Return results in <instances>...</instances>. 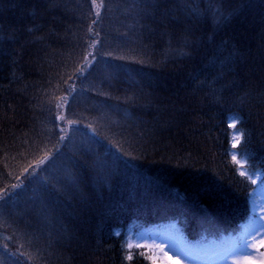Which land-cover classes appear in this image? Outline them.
<instances>
[{
  "label": "trees",
  "instance_id": "obj_1",
  "mask_svg": "<svg viewBox=\"0 0 264 264\" xmlns=\"http://www.w3.org/2000/svg\"><path fill=\"white\" fill-rule=\"evenodd\" d=\"M194 1L193 7L208 14ZM106 2L99 17L94 12L97 30L91 24L94 32L89 34L79 18L82 11L86 17L91 15L85 0H0V187L15 182L8 172L18 175L38 144L44 148L41 140L53 128L54 97L65 94L60 77L67 79L73 69L83 67L85 51H93L91 40H98L96 66L103 57L111 62L102 53L114 54L135 33L137 41L147 40L145 45L136 42L144 55L158 52L167 59L168 52L171 57L160 69L138 56L131 58L133 53H118L127 57L125 64L133 73L141 62L140 68L149 77L143 85L138 72L134 81L128 67L132 82L118 83L112 69L94 70L90 78L76 82L71 106L64 110L69 119L85 117L83 102L88 93L92 96L88 99L104 101L126 97L121 109L128 112L129 124L96 123L94 127L101 136H112V142L130 155H121L107 184H94L88 168H81L80 192L63 201L51 222L42 212L35 221H23L31 212L27 197L34 186L25 180L28 193L9 206L7 225L0 224V251L6 252L3 245L7 243L17 263L146 264L137 255L127 260L118 252L115 229L131 222L149 225L174 220L191 232L210 222H235L245 210V190L226 156L225 119L229 114L237 116L244 129L241 150L248 162L264 169V0H219L223 18L215 21L214 28L206 22V15L183 10L187 4L182 0H149L143 13L128 11L132 0ZM125 24L127 30L120 32ZM176 34L181 41L178 49L185 37L191 42L185 48L190 56L178 52L176 58L170 52L167 37L174 40ZM213 55L216 66L205 68ZM221 60L226 61L222 68ZM221 71L223 77L216 81L214 93L197 86L205 73L211 79ZM90 84L97 86L94 91ZM81 88L89 90L81 92ZM132 105L137 116L131 112ZM86 106L91 110L95 104ZM69 141L62 151L71 154V145L76 144ZM53 143L55 137L47 142V149ZM108 148L96 152L103 155ZM145 179L153 189L146 188ZM14 211L24 217H13Z\"/></svg>",
  "mask_w": 264,
  "mask_h": 264
},
{
  "label": "snow or ice",
  "instance_id": "obj_2",
  "mask_svg": "<svg viewBox=\"0 0 264 264\" xmlns=\"http://www.w3.org/2000/svg\"><path fill=\"white\" fill-rule=\"evenodd\" d=\"M215 0H210L209 8L211 10L212 16L215 20L223 18L222 5L213 4ZM93 8H96V0H92ZM149 6V0H132V3L127 4L128 10H136L138 13L146 12L147 7ZM188 9L189 14H194L197 16L204 15V10L199 9L198 6L193 7L192 5H185ZM97 17H99V11L96 12ZM96 21H93L95 24ZM89 32H92V28L89 27ZM96 37H99V32L93 33ZM98 43V40L93 39L89 44V47L93 49L92 52L87 50L84 53V57L81 60L83 67L77 66L72 70V73L68 75L67 79H64L63 76L60 77L62 85H66L63 89L64 95L54 97L55 100V115L53 119V128L49 130V137L41 140L45 146L41 148L39 144L36 147V151L31 153V159L27 160L25 166L19 169V174H15L11 171L8 172V177L14 179L15 182L4 183L0 187V224L7 225L8 218L11 213L9 211V206L15 204L19 198L25 196L28 193V184H33L31 188V194L27 199L32 203H37L40 206L41 212L45 214V219L51 220L56 219V214L61 211L60 205L65 200H70L73 196L80 192V185L82 183V178L80 175L81 168H88L91 173V179L94 184L103 185L109 183L111 177L116 171V162L119 160V153L125 157L130 155L129 152L124 151L122 146L114 144L112 141H107L109 148L105 151L103 155L98 154L92 149L91 144L95 143L100 144V140H107L106 137L101 136V132L94 128L91 123H87L84 126L91 130L92 136L89 137V145L86 148H73L71 154L65 153L62 151V148L66 146L67 142L71 140V132L67 130L65 126H70L72 131H80L81 124L84 118L69 119L62 111L65 105L71 106L70 98H74V94L77 90V81H83L88 79V76L91 75V68L93 61H97V53L95 47ZM191 46V42L185 37L183 39L182 46L175 50L178 51L182 56H190L191 53L185 52V48ZM104 56L113 57L112 52L105 51L102 53ZM91 57V59H89ZM113 59L116 60H125L127 57L125 55L114 56ZM226 61H219V66L222 68L225 65ZM217 64L216 55L210 56L205 68H213ZM118 65H112V71L119 70ZM199 74V73H197ZM223 77V72H217L215 75H212L211 79H208V74L205 73V78L203 80L197 81V86L199 87H208L213 93L215 92L216 81ZM195 80V76H193ZM71 81V83H70ZM59 87V85H58ZM96 85L90 84L89 88L91 90L96 89ZM89 88H81V92H86ZM222 91V89H221ZM221 97L217 96L216 99L219 100ZM52 101H49L51 104ZM53 109L50 107L49 112L51 113ZM60 123H56V122ZM235 123V121L233 122ZM58 129V133L57 130ZM240 133H237L235 136V142L233 147L236 146V143L239 142ZM51 137H55V143L52 144V148L47 149V142H51ZM114 149V151H112ZM91 156L92 159L89 160L87 157ZM27 159V155L25 156ZM233 160L239 164L240 161L236 160L235 155H233ZM7 167V165H5ZM242 177H246L253 184L256 183V180L253 178V175L245 171H240ZM24 177V179H21ZM25 180L28 181V184H25ZM261 211H264L262 209ZM243 236H247V239H244ZM259 237H264V226L261 227L260 232L256 236H248L246 233L242 234L241 237L236 238L239 243L234 242L232 247L220 248L218 252L214 254L216 264H228L229 259H231V264H248L247 258V249L249 247H256L255 240ZM11 239V238H9ZM31 243V239L28 241ZM261 243L264 244V239H261ZM6 255L8 257L14 256L15 252H7L8 244L3 245ZM122 247L131 250L133 248L132 243H127L122 245ZM139 247V245H137ZM154 247L163 252L164 256L169 260L172 257L168 256V252L164 248L163 243L154 244ZM192 246L185 245L183 252L187 255L191 251ZM19 251V249H17ZM126 259L131 260L132 254L129 251ZM0 264H5V260L0 258ZM179 264V262H177Z\"/></svg>",
  "mask_w": 264,
  "mask_h": 264
},
{
  "label": "rangeland",
  "instance_id": "obj_3",
  "mask_svg": "<svg viewBox=\"0 0 264 264\" xmlns=\"http://www.w3.org/2000/svg\"><path fill=\"white\" fill-rule=\"evenodd\" d=\"M69 1L71 2V0H69ZM179 1L181 2V0H179ZM198 1L200 2V4L204 8H206L205 12L208 13V14H204L207 17L205 19L206 22H207V20L212 22L213 28H214V23L216 20H214L212 13H211V10L209 8L210 0L209 1L198 0ZM218 1L219 0H215V3L213 4V6H215V4H217ZM87 2H89V6L88 5L87 6H88V10H89L91 15L86 17L83 11L81 12V14H79V18L83 19V21H84L83 28H85V30L89 29L90 25L93 24V21H95L94 20V12L96 13L97 11L105 10V8L107 7L106 0H96V5H97L96 8H93L92 0H87V1L85 0V3H87ZM182 2H183V4L191 5V3L193 4V2H195V1L194 0H185V1L182 0ZM108 8H109V6H108ZM109 9L113 10V6L110 7ZM181 9H182V7H181ZM183 10H186V7L184 5H183ZM209 14H211V15H209ZM125 19H127V18H125ZM97 22L94 24V26L96 27L95 30H97ZM86 23H88L89 26L86 27ZM127 28H128L127 24L122 25L120 28V32H125V29L127 30ZM100 29H101V27H99V30ZM83 31H84V29H83ZM92 32H94V31H92ZM141 32L142 31H140V34H141ZM90 33L91 32H89V34ZM177 35L180 36L179 34H176L174 40H171L170 37H167V44H169V46H170V52L173 55H175L176 58L178 56V51H175V50L178 49V45L181 43L180 38L177 37ZM138 38L139 37L137 36L136 33L131 35L128 38V40L125 43H123L124 46H120V48L114 49L115 53L113 54V57L118 56V53L121 54V52L125 51L128 54L133 53L131 58H133L134 56H138L143 63L145 60H148L149 63L151 64L150 67H156V68H160V69H163L164 67H166L167 66V60L171 59L168 52H167V57H166L167 59L162 58L161 53H158V52L150 53L149 55L148 54L144 55L142 53V51L139 49L136 42H140L139 45H141V44L145 45L147 40L137 41ZM117 51H119V52H117ZM113 57H111V62L109 59L103 57L101 62L97 63V66H96L95 62L93 61L92 65H90L91 74L94 70L95 71L100 70V71H102V73H103V71L107 72L111 69L112 65H118V66H120L118 71H112L111 70L112 74H113V78L116 79L118 81V83H124L125 81L132 82L131 77H129V75H128V69H127V67H128L129 70L132 71V73H133V70L130 68L131 66L125 64V60L123 62L122 60L113 59ZM172 60L170 63L177 65V62H175V61L173 62ZM140 67H141V62H140L138 69H134V71L135 70L136 71H135V73L132 74V76L134 78V81L137 80L136 73L138 72L139 80H141V82H142V83L140 82V85H143L144 80L148 81L149 77L146 76L142 70V69L145 70V68L143 66H142V68H140ZM88 78H90V77L88 76ZM144 86H145V83H144ZM128 91H129V89H127V92ZM127 92L126 91L125 92L120 91V94H122V93L126 94ZM88 97H92V96L88 93L84 97L83 104L85 103V107H84L83 112H84L85 117H84L83 122L80 126L81 130L80 131H72L70 126L62 125V126H65L67 128V130H69L71 132V135L73 136L71 138H72V140H74L75 144L77 145V146L76 145L73 146V144H72L73 141L72 140L69 141L72 144L71 147H73V148L74 147L77 148L79 146V144H81V143L86 144L81 148L88 147V145L90 143L89 137L92 136V132H91V130H89L88 128H86L84 126L87 123H91L93 125V127L96 126V123H99L100 125L101 124H103V125L116 124L115 126H117V125H123V123H125V121H126L127 124H129L128 123V118H129L128 112H125L123 109H121V103L127 101L126 97L121 101H117L118 97H114L113 101H104L100 98H96V100L94 98L88 99ZM79 98H82V97H79ZM130 100L131 99H129V101ZM92 102H93V104H95V107L94 108L91 107L92 109L90 110V108H88L86 106V104L92 103ZM66 106L67 105H65L64 108L62 109L63 113H64ZM109 108L110 109L112 108L113 112H111L112 109L110 110ZM134 109H135L134 105H132L131 106V112L132 111L135 112ZM137 113L138 112H135L133 114H135V116H137ZM65 115L67 116V114H65ZM233 122L234 121H230L232 127H234V125H235V123H233ZM115 126H113V127H115ZM72 132L74 134H72ZM237 133L241 134L239 142L244 137V134H245L244 130L234 132L233 138H232L233 140H231L232 146H233V143L235 142V136ZM102 136L105 137V135H102ZM82 138H84V139H82ZM106 138H107V140L101 139L99 145L92 143L91 144L92 149H94L96 152L98 150H101L105 146L110 147L107 141H109V140L113 141V138H112V136L111 137L107 136ZM239 142L236 143V146L238 145ZM113 151H114V149H113ZM117 154L119 155V153H117ZM233 155H235L236 160L240 161V163L238 165H240L242 167L243 161L239 160L236 153L232 152V158H233ZM119 157H121V155H119ZM121 160L123 161L125 166L129 165V163H127L125 160H123V159H121ZM129 168H131V167H129ZM130 170H135V169H130ZM255 178H257V177H255ZM144 181H145L144 183H145L146 188L153 189V187L150 185V183L147 179H145ZM29 202L30 201L27 200V204H29ZM24 205H26V204H24ZM254 205H255V207H254L255 208V212H254L255 213V219L262 220V223L254 231L249 233L248 236H256V234L258 232H260L261 227L264 226V211H261L262 209H264V194H259V195L257 194L256 195V197L254 199ZM31 206H32L31 212L25 216L23 221H35L37 219V217L39 216V214L41 213V209H40L39 204L32 203ZM23 209L24 208L21 207L19 209V211H21ZM18 214H21V217H24V216H22V213L18 212V211L13 212V217L20 219L21 217H19ZM142 234H145V233H143L142 231H138V233L131 235V232H129L125 238H127V240L132 244L134 243V244L146 245L148 250L151 252L152 260L156 264H171V260H173V259H178L182 264H206L201 259H200V261L199 260L196 261L195 258L192 257L191 255H189V256L185 255L183 252V248H182L183 247V245H182L183 241L174 232L171 233L170 235H168V237H165L167 232H165V234H158V235H153V236H150L149 234H145V236H143ZM261 239H264V237H259L254 241L256 244V247H254V248L249 247V250L247 251L248 264H264V244L261 243ZM159 243L164 244V248L168 252V256L172 257L171 260H169L167 257H165L163 252H161L159 249L154 247V244H159ZM9 249H11V248H9ZM0 253L3 254L0 256V258H3L5 260V264H20V263L13 261L12 257H8L6 255V252L0 251ZM211 263L216 264V261H213ZM228 264H231V259H229Z\"/></svg>",
  "mask_w": 264,
  "mask_h": 264
}]
</instances>
